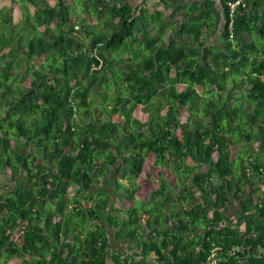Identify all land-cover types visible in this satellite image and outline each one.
<instances>
[{
  "label": "trees",
  "instance_id": "trees-1",
  "mask_svg": "<svg viewBox=\"0 0 264 264\" xmlns=\"http://www.w3.org/2000/svg\"><path fill=\"white\" fill-rule=\"evenodd\" d=\"M15 1L34 15L15 35L1 9L0 264H264V0H86L76 22Z\"/></svg>",
  "mask_w": 264,
  "mask_h": 264
},
{
  "label": "rangeland",
  "instance_id": "rangeland-1",
  "mask_svg": "<svg viewBox=\"0 0 264 264\" xmlns=\"http://www.w3.org/2000/svg\"><path fill=\"white\" fill-rule=\"evenodd\" d=\"M69 1V3H71V8H72V10H73V18H74V20H75V22L76 21H78L79 20V18H80V16H82V13L83 12H81V11H84V9H83V7L81 6V3H86V0H68ZM153 1V0H152ZM13 7L12 8V11H11V17H12V23H13V26H11V25H9V24H6V25H4V26H2L1 24H0V27L2 26L4 29H5V32L6 33H10V32H13L15 35L18 33H20V30H21V28H22V26H23V16L25 15L24 13H29L30 15L32 14V16L34 15V13H33V10H32V8L26 3V1H23V7H26V8H22V6H21V3L20 2H18V1H15V0H0V20H2L3 19V17L5 16V14L3 13V12H1V9H3V8H6V7ZM33 18V17H32ZM35 18V17H34ZM34 20V19H33ZM94 23H96L97 22V20H94L93 21ZM96 25V29H98V25H97V23L95 24ZM32 27H30L27 31H26V33H31V34H34L35 33V31H32ZM215 43H219L218 42V39H216L215 41H214ZM114 60V59H113ZM120 63V62H119ZM182 88H184V85H179L178 86V89L179 90H181ZM84 89V88H83ZM83 89H82V91H83ZM100 90L98 91L99 92V97L101 96H103L104 95V92H105V90H107V89H104V88H99ZM93 90H91V91H88L87 92V94L90 96V95H92L93 94ZM113 93H114V90L113 89H109V92H108V95L109 96H112L113 95ZM163 111H164V109H163ZM135 113H137V114H139V115H142L143 114V112H142V110H141V108L139 107V108H137L136 109V111H135ZM82 118V113H80V114H78V116L76 117V119H77V121H79L80 119ZM30 165V163L29 164H27L26 166L28 167ZM159 169L160 168H157V170H155V167H154V165H153V157L152 156H149L148 157V162H147V164H146V167H145V171H144V173L145 172H148L149 171V175L150 176H146V175H148V174H143V177H148L147 179H145V180H142L143 179V177L141 178V193H142V196H143V198H147L148 197V195L153 191V189H154V187H153V184L150 182V181H154V177L153 176H155V173H156V171H159ZM168 173V172H167ZM151 174L153 175V176H151ZM122 183H123V186H126V185H128L129 184V182L128 181H122ZM110 189H114L112 186L110 187ZM120 198V195L119 194H114L113 195V199H114V201H116V203H117V200ZM79 203H80V205H82V206H87L88 204L86 203V202H81V201H78ZM123 205H131V203L130 202H128V201H119L117 204H116V206H118V207H120V206H123ZM126 210V207L124 206V211ZM240 211V206H239V204H238V201L236 202V204L235 205H233V206H231L230 208H229V212L230 213H232L233 215H237V213ZM109 231H110V233L113 235L114 234V232H112L110 229H109ZM19 236H20V233L18 232V233H16L15 234V237L16 238H19ZM127 241H129V240H127ZM134 244V242H130L129 244L127 243V242H124V240L123 241H120V242H117V241H115V240H112V242H111V245H110V247L114 250V251H117V252H120V253H123V252H125V251H127V250H129L130 249V246L131 245H133ZM12 260V258H10V261ZM13 261V260H12ZM12 264H13V262H12Z\"/></svg>",
  "mask_w": 264,
  "mask_h": 264
},
{
  "label": "crops",
  "instance_id": "crops-1",
  "mask_svg": "<svg viewBox=\"0 0 264 264\" xmlns=\"http://www.w3.org/2000/svg\"><path fill=\"white\" fill-rule=\"evenodd\" d=\"M192 1L194 2V1H199V2H206L207 4H209V1H213L214 2V4H215V6H216V8L218 9V11H222V6H221V0H190V2L192 3ZM180 19H181V17H179ZM147 164V163H146ZM146 167V166H145ZM155 167V170H157V168H159L158 166H154ZM145 171V170H144ZM143 174H148V175H146V176H150L149 175V171L148 172H143L142 174H141V176L138 178V180H137V183H139L140 185H141V178L143 177ZM165 175L167 176V178H171V174L168 172H166L165 173ZM143 177V179L142 180H145V179H147L148 177ZM151 176H153L152 174H151ZM154 178V181H150L152 184H153V187L154 188H156L158 185H159V181H160V177H159V171H156V173H155V176H153ZM123 181H128V180H123ZM129 182V181H128ZM129 185V184H128ZM154 190V189H153ZM119 195H121V194H119ZM136 196H137V198H139V199H142L143 198V196H142V193H141V188H140V190L138 191V193L136 194ZM196 196H198L199 197V193H197V195ZM125 201V200H124ZM127 201V200H126ZM236 204V203H235ZM234 204V205H235ZM232 206V205H231ZM231 206H226L225 208H223L222 209V211H223V213H225L226 215H229L230 217H232V218H237V216H238V214H239V212L237 213V215H233L232 213H230L229 212V208L231 207ZM124 242H127L128 244L131 242L130 240L129 241H127V240H124Z\"/></svg>",
  "mask_w": 264,
  "mask_h": 264
},
{
  "label": "built area",
  "instance_id": "built-area-1",
  "mask_svg": "<svg viewBox=\"0 0 264 264\" xmlns=\"http://www.w3.org/2000/svg\"><path fill=\"white\" fill-rule=\"evenodd\" d=\"M243 0H235L228 2V5L231 7L232 11L236 8L237 5L241 4Z\"/></svg>",
  "mask_w": 264,
  "mask_h": 264
}]
</instances>
